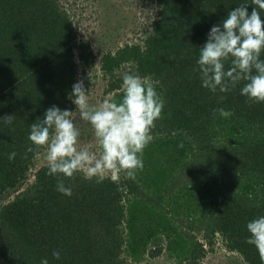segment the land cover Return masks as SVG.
I'll use <instances>...</instances> for the list:
<instances>
[{
    "label": "trees",
    "instance_id": "1",
    "mask_svg": "<svg viewBox=\"0 0 264 264\" xmlns=\"http://www.w3.org/2000/svg\"><path fill=\"white\" fill-rule=\"evenodd\" d=\"M154 1L158 15L143 42L105 52L97 64L58 0H0V196L16 192L0 205V264H204L219 237L246 264H261L246 225L264 216V102L249 104L243 81L214 94L194 71L210 29L245 0ZM124 64L165 101L136 179L121 173L117 185L61 176L69 197L46 164L28 182L36 162L26 154L31 124L53 105L73 111L78 66L102 71L119 102L116 72ZM221 107L233 115L214 114Z\"/></svg>",
    "mask_w": 264,
    "mask_h": 264
},
{
    "label": "clouds",
    "instance_id": "2",
    "mask_svg": "<svg viewBox=\"0 0 264 264\" xmlns=\"http://www.w3.org/2000/svg\"><path fill=\"white\" fill-rule=\"evenodd\" d=\"M249 3L256 6L251 13L247 7ZM261 11H264V0H245L210 29L194 69L199 72L203 87L214 94L217 91L228 93L243 81L241 94L248 98L249 104L264 102V59H261L264 19ZM98 64H101L100 58ZM122 81L123 95L119 102L108 97L95 105L89 103L83 81H78L69 94L76 105L75 111L53 105L43 118L31 124L29 140L33 146L27 148L26 154L34 153L35 159L43 156L47 174L58 178L56 190L59 193L69 197L73 194L61 176L74 179L82 174L84 179L97 184L110 179L119 185L121 173L126 179L135 180L138 171L143 170V153L153 140L152 131L155 122L162 117L165 101L147 78L125 73ZM224 99L225 96L220 97L221 101ZM76 112L90 124L95 147L81 144V129L74 121ZM213 112L226 119L233 115L222 107ZM14 119V115L3 117L8 125ZM16 155L12 152L8 158L12 160ZM246 228L250 234L246 243L256 247L261 264H264V216L249 221ZM52 256L59 260L61 253L53 250ZM41 264H49L48 259L43 258Z\"/></svg>",
    "mask_w": 264,
    "mask_h": 264
},
{
    "label": "rangeland",
    "instance_id": "3",
    "mask_svg": "<svg viewBox=\"0 0 264 264\" xmlns=\"http://www.w3.org/2000/svg\"><path fill=\"white\" fill-rule=\"evenodd\" d=\"M153 0H58L60 5L69 12L78 33V41L88 42L96 55L95 63H99L100 56L108 51H114L122 44L142 43L151 31L152 20L158 15L152 8ZM151 6V7H150ZM158 10V9H157ZM94 63V65H95ZM88 65V64H87ZM132 66L124 64L117 74L123 77L125 73H132ZM88 70L90 77L89 85L86 88L90 104L102 102L105 98L113 97V92L108 91V77L105 78L98 68H89L86 65L78 66V75L81 79L85 76L84 71ZM130 73V74H131ZM150 80V79H149ZM73 111L76 105L71 101ZM74 121L81 129L80 141L82 145L95 147V137L90 124L83 121L79 113L74 114ZM46 165L41 156L29 170L28 182L34 180V172ZM25 187V185L23 186ZM22 187V188H23ZM16 192H6L0 196V205L12 199ZM201 240H206L199 235ZM219 237V235H217ZM164 241V240H162ZM161 241V242H162ZM154 259L163 261L165 256L161 254ZM204 264H246L238 252L230 251L219 237L216 240L214 249L209 251Z\"/></svg>",
    "mask_w": 264,
    "mask_h": 264
},
{
    "label": "built area",
    "instance_id": "4",
    "mask_svg": "<svg viewBox=\"0 0 264 264\" xmlns=\"http://www.w3.org/2000/svg\"><path fill=\"white\" fill-rule=\"evenodd\" d=\"M151 7V6H150ZM157 8V3H154V6H152V8L154 9V8ZM156 11H158L157 9H155Z\"/></svg>",
    "mask_w": 264,
    "mask_h": 264
},
{
    "label": "crops",
    "instance_id": "5",
    "mask_svg": "<svg viewBox=\"0 0 264 264\" xmlns=\"http://www.w3.org/2000/svg\"><path fill=\"white\" fill-rule=\"evenodd\" d=\"M120 70V69H119ZM118 71V70H117ZM117 73V72H116ZM106 78V77H105Z\"/></svg>",
    "mask_w": 264,
    "mask_h": 264
}]
</instances>
